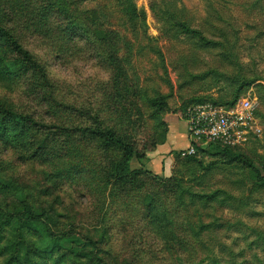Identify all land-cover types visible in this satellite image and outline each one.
Wrapping results in <instances>:
<instances>
[{
    "label": "rangeland",
    "instance_id": "obj_1",
    "mask_svg": "<svg viewBox=\"0 0 264 264\" xmlns=\"http://www.w3.org/2000/svg\"><path fill=\"white\" fill-rule=\"evenodd\" d=\"M0 22L39 66L0 82L31 122L0 129V264H264V187L212 148L201 165L166 154L130 194L99 187L101 208L60 170L77 147L61 130L97 121L146 156L193 100L249 99L262 134L238 155L264 176V0H0Z\"/></svg>",
    "mask_w": 264,
    "mask_h": 264
},
{
    "label": "trees",
    "instance_id": "obj_2",
    "mask_svg": "<svg viewBox=\"0 0 264 264\" xmlns=\"http://www.w3.org/2000/svg\"><path fill=\"white\" fill-rule=\"evenodd\" d=\"M129 7L130 8H126V10L128 12V15H131V20L145 19L144 12L139 13L135 5H130ZM172 17L175 18L176 15L171 14L169 16V21ZM163 21L164 23H170L167 20L165 21L164 18ZM174 26L178 28H184L187 32L193 34V31L189 30L187 25L184 23H174ZM32 69L38 70L39 66L34 61L31 53L27 51L21 45V43H19L17 37L14 36L10 31L5 29L0 22V82H7L6 84H8L9 82H11L10 80L12 78H15L17 73L22 72L23 74L24 72L32 71ZM204 102H210L213 104L224 106H231L234 103L215 102L209 99L193 100L187 106H185V108L183 109V113L189 106ZM150 105L152 109L158 112L164 110V108L166 107L163 101L158 99L150 101ZM17 119L28 123L30 122L27 117L15 114L8 110H4L2 107H0L1 130L5 129V125H3L4 123L6 124L7 121L10 122L13 120L17 121ZM60 133L69 134V139L77 141V147L72 150V156L69 157V162L65 164L61 163L60 170L63 173L68 174L70 177H72L74 174H78V172H81V174L84 173L82 179L83 181H85V184L82 185V192L80 193H83L84 196H88L93 199L95 198L94 204L98 203L100 208L102 207V201L104 198V188L100 189L99 187H106L109 183H112V185L115 186L114 188H116V190L120 192L118 194L125 193L127 195L130 194V188H133L132 186L136 185L135 187H137L140 184L139 179L143 175L145 176L150 174L149 171L145 170L132 171L130 167L133 160L141 161L145 159L146 150L144 149L143 153L139 152L132 142H128L122 139L111 128L104 127L97 121H95L90 127H76L71 130H61ZM53 136L54 135L52 134L48 137L52 138ZM195 148L196 154L194 156L181 158L185 159L189 164L201 165L200 156L204 153V151H206L207 148H212L225 157L228 165L238 163L243 165V167H246V169L250 171L252 177L258 183H261V185L264 187V176H262L252 164L248 163L245 158H243L240 154L238 155V153H240L238 151H240L241 148L231 149L221 146L220 144H210L205 148H201L196 144ZM150 149L153 150L155 148L154 146H151ZM86 152H88V155L85 158V163L77 164L75 161ZM105 156L107 159L105 158ZM77 167L78 172L76 171ZM118 194H116L115 197H117ZM92 204L93 202L91 203V205ZM26 211L28 212V210ZM175 213L178 215V212L176 210ZM33 219L34 217L32 215L27 217V220ZM155 238L156 240H158V235L155 236ZM174 240H179V238L177 236H174ZM161 241H163V239ZM19 243L22 248H24L26 251L28 250V246L24 245L22 240ZM54 248L55 246L52 248V250ZM146 260H149L148 255Z\"/></svg>",
    "mask_w": 264,
    "mask_h": 264
},
{
    "label": "built area",
    "instance_id": "obj_3",
    "mask_svg": "<svg viewBox=\"0 0 264 264\" xmlns=\"http://www.w3.org/2000/svg\"><path fill=\"white\" fill-rule=\"evenodd\" d=\"M254 101L242 99L231 106L210 102L189 106L182 114L189 147L180 152L181 157L194 156L195 145L205 148L210 144L243 148L252 138H259L262 130L254 122Z\"/></svg>",
    "mask_w": 264,
    "mask_h": 264
},
{
    "label": "crops",
    "instance_id": "obj_4",
    "mask_svg": "<svg viewBox=\"0 0 264 264\" xmlns=\"http://www.w3.org/2000/svg\"><path fill=\"white\" fill-rule=\"evenodd\" d=\"M188 147L189 140L187 138L186 126L182 119V122L176 128L170 129L166 142L163 145L159 146L153 152L148 153L145 159L133 161H135V165L140 169L144 167L147 171H151L155 174L161 175V173H164V175H167L168 170H170L169 164L171 163V159L167 158L165 155L175 151H184Z\"/></svg>",
    "mask_w": 264,
    "mask_h": 264
}]
</instances>
